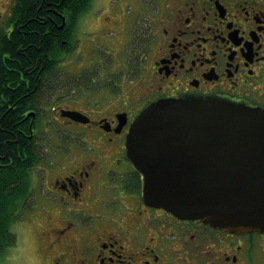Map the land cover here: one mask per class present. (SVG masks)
<instances>
[{
    "label": "flooded vegetation",
    "instance_id": "obj_1",
    "mask_svg": "<svg viewBox=\"0 0 264 264\" xmlns=\"http://www.w3.org/2000/svg\"><path fill=\"white\" fill-rule=\"evenodd\" d=\"M20 3L0 0V128L25 104L16 120L36 151L22 224L37 226L44 264H264V229L224 231L147 204L126 148L137 117L163 99L264 110V0L48 6L62 53L50 51L45 70L26 54L16 71L3 43L27 26ZM5 89L20 97L11 103Z\"/></svg>",
    "mask_w": 264,
    "mask_h": 264
},
{
    "label": "water",
    "instance_id": "obj_2",
    "mask_svg": "<svg viewBox=\"0 0 264 264\" xmlns=\"http://www.w3.org/2000/svg\"><path fill=\"white\" fill-rule=\"evenodd\" d=\"M126 144L146 203L230 232L264 228V111L162 100L137 117Z\"/></svg>",
    "mask_w": 264,
    "mask_h": 264
},
{
    "label": "trees",
    "instance_id": "obj_3",
    "mask_svg": "<svg viewBox=\"0 0 264 264\" xmlns=\"http://www.w3.org/2000/svg\"><path fill=\"white\" fill-rule=\"evenodd\" d=\"M48 1H50L52 5H48L47 0H21L20 14L24 16V21L27 23V26L22 28L21 32L15 30L11 36V40H6L3 43V50L7 53H10L12 55V59L15 61L13 66L15 67L16 71H18V69L24 71V68L27 66L29 60L26 54L31 56L33 63L38 61V68L42 66L44 61L45 63L43 70H45V68H47L50 64V62L47 60L49 52L51 51L52 56L62 53L59 46L55 45V43L60 42L61 38L63 39L64 30L57 31L52 28V24L49 19H46V22H44L43 17H46V8L48 6H56L57 9L61 10L64 8L65 4L71 2L74 4L80 0ZM39 6L41 7L39 8ZM20 45L22 46V50L20 53H17V49L21 47ZM57 63V61H54L53 66L57 65ZM51 69L53 68L51 67ZM3 76V79L6 80V82L13 83H16L17 79L19 78L17 72H5ZM30 86L31 89L29 91L32 92L34 86L33 80H31ZM4 87H6V84H4ZM13 87L15 86L13 85ZM20 87V90L24 89L25 84H20ZM5 91L9 94L11 103L14 101L16 96L20 97L18 95L19 91L11 89H5ZM34 93L35 94H33V96L35 98L38 97L35 91ZM24 99L30 100V97L25 95ZM22 109H26L25 104L23 103H21L18 109H11L1 121L0 262L5 256L7 249L13 246L16 242V233L14 228L21 214L24 213L26 208L23 205V202L29 194L28 192L31 185V183H29L30 171L33 166L31 161L33 160V154L36 151V148L33 146V142L25 139L19 132L20 129L16 119L18 117L17 115H20V111ZM12 210H14V212Z\"/></svg>",
    "mask_w": 264,
    "mask_h": 264
},
{
    "label": "rangeland",
    "instance_id": "obj_4",
    "mask_svg": "<svg viewBox=\"0 0 264 264\" xmlns=\"http://www.w3.org/2000/svg\"><path fill=\"white\" fill-rule=\"evenodd\" d=\"M61 67L64 69V64ZM21 224L22 220H18L14 228L16 242L7 249L0 264H44L45 259L40 252L42 241L38 230L35 229L37 226L34 222Z\"/></svg>",
    "mask_w": 264,
    "mask_h": 264
},
{
    "label": "bare ground",
    "instance_id": "obj_5",
    "mask_svg": "<svg viewBox=\"0 0 264 264\" xmlns=\"http://www.w3.org/2000/svg\"><path fill=\"white\" fill-rule=\"evenodd\" d=\"M29 5V4H28ZM48 11V10H47ZM50 16V15H49ZM47 33V32H46ZM32 35V34H31ZM58 35V34H57ZM71 35H73V34H71ZM53 38V37H52ZM23 39V38H22ZM68 39V38H67ZM72 39V38H71ZM72 41V40H71ZM57 45V44H56ZM21 46V45H20ZM56 47V46H55ZM60 47V46H59ZM56 49V48H55ZM54 49V50H55ZM58 50V49H57ZM23 52V51H22ZM47 53V52H46ZM55 53V52H54ZM54 55V54H53ZM61 56V55H60ZM49 58V57H48ZM37 65V64H36ZM58 65V64H57ZM44 68V67H43ZM19 70V69H18ZM60 70V69H59ZM13 71V70H12ZM20 73V72H19ZM61 74V73H60ZM25 78V77H24ZM67 78V77H66ZM41 79V78H40ZM85 85V84H84ZM43 91V90H42ZM37 96H39V95H37ZM43 96V95H42ZM17 105V104H16ZM18 116V115H17ZM41 117V116H40ZM31 123V122H30ZM36 125V124H35ZM28 129V128H27ZM21 130V129H20ZM18 133V132H17ZM31 134V133H30ZM27 136V135H26ZM40 143V142H39ZM47 143V142H46ZM44 157V156H43ZM78 161V160H77ZM38 165V164H37ZM31 175V174H30ZM42 175V174H41ZM33 178V177H32ZM27 182H28V180H27ZM30 183V182H29ZM32 190V189H31ZM31 193V192H30ZM27 195V194H26ZM27 196H29V194L27 195ZM20 198V197H19ZM40 200V199H39ZM19 201H20V199H19ZM10 207L12 208V206L10 205ZM21 207V206H20ZM11 210V209H10ZM13 212H14V210H12ZM12 212V213H13ZM9 213H10V211H9ZM108 224V223H107Z\"/></svg>",
    "mask_w": 264,
    "mask_h": 264
}]
</instances>
